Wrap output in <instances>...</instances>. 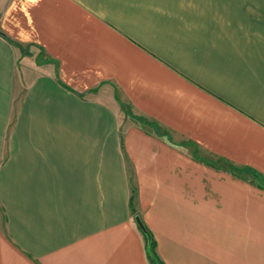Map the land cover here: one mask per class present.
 Listing matches in <instances>:
<instances>
[{"label": "crops", "instance_id": "1", "mask_svg": "<svg viewBox=\"0 0 264 264\" xmlns=\"http://www.w3.org/2000/svg\"><path fill=\"white\" fill-rule=\"evenodd\" d=\"M136 216L264 264V0H0V264H152Z\"/></svg>", "mask_w": 264, "mask_h": 264}, {"label": "trees", "instance_id": "2", "mask_svg": "<svg viewBox=\"0 0 264 264\" xmlns=\"http://www.w3.org/2000/svg\"><path fill=\"white\" fill-rule=\"evenodd\" d=\"M252 173V172H251ZM137 195V190L135 188H133V194H132V209L135 210L134 206H133V201L135 200V197ZM140 221V223L138 222V220ZM136 221L138 223V226L140 228V230L144 233L145 238H146V242H147V253H148V257L150 259V262L152 264H163L157 253H156V240L154 239V236L152 235V233L150 232V230L147 228V226L143 223V221L141 220V218L139 216H136Z\"/></svg>", "mask_w": 264, "mask_h": 264}, {"label": "rangeland", "instance_id": "3", "mask_svg": "<svg viewBox=\"0 0 264 264\" xmlns=\"http://www.w3.org/2000/svg\"><path fill=\"white\" fill-rule=\"evenodd\" d=\"M23 62L22 63H24V58H23V60H22Z\"/></svg>", "mask_w": 264, "mask_h": 264}, {"label": "water", "instance_id": "4", "mask_svg": "<svg viewBox=\"0 0 264 264\" xmlns=\"http://www.w3.org/2000/svg\"><path fill=\"white\" fill-rule=\"evenodd\" d=\"M138 220V222L140 223V221H139V219H137ZM141 224V223H140Z\"/></svg>", "mask_w": 264, "mask_h": 264}]
</instances>
